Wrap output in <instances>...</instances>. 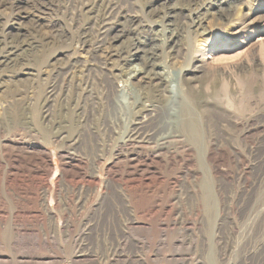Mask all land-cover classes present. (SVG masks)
<instances>
[{
  "label": "rangeland",
  "instance_id": "374dc122",
  "mask_svg": "<svg viewBox=\"0 0 264 264\" xmlns=\"http://www.w3.org/2000/svg\"><path fill=\"white\" fill-rule=\"evenodd\" d=\"M39 1L0 0V39L29 31L35 40L34 48L16 53L14 63L0 66V115L20 122L26 140L34 135L30 142L45 152L50 166L47 192L27 183L10 186L0 153V264H264V0H201L206 4L199 13L201 28L190 27L182 17L172 49L164 54L156 49V62L169 73L161 84L160 105L180 142L170 147L175 161L152 166L156 179L150 175L145 182L154 187L136 205L122 199L121 168L110 157L114 146L101 150L98 143L106 133L122 132L130 104H149L148 98L138 99L147 80L132 79L134 91L125 96L115 78L116 91L105 100L95 82L94 54L71 39L77 17L87 16V9L78 11L81 0H53L38 10ZM131 1L138 32L154 38L160 29L152 23L154 14L182 8L189 0ZM52 27L64 33L60 40H46ZM125 38L113 45L122 48ZM66 62L83 66L90 86L78 91L76 108L69 84L45 105L52 72ZM136 64L131 61L127 69ZM122 70L108 62L102 72ZM47 108L50 119L62 121L57 125L68 138H55L58 126L43 118ZM15 124L1 123V135L9 136ZM66 152L84 164L79 172L95 177L93 184L68 183ZM14 164V170H27Z\"/></svg>",
  "mask_w": 264,
  "mask_h": 264
},
{
  "label": "bare ground",
  "instance_id": "6f19581e",
  "mask_svg": "<svg viewBox=\"0 0 264 264\" xmlns=\"http://www.w3.org/2000/svg\"><path fill=\"white\" fill-rule=\"evenodd\" d=\"M52 1L53 0H40L38 2L39 8L37 7V9L41 10V8L43 9L47 8L48 6L52 5L51 4ZM185 4L186 5L185 6L183 5L182 8L179 6L174 8L175 6L174 5L173 8H169L166 12L162 14L160 12H156L154 14L156 16L155 17L156 20H154L152 23L155 25H159L160 29L156 31L154 38H150L145 34H144L145 37H142L140 35V32H138L137 21L135 20L134 16L131 15L132 12L133 13H136V12L132 10L133 8L127 2V0H81L79 3L78 11L81 12L83 8L87 9L86 11L87 16L79 20L77 17V21L74 23L75 33L73 35L71 34L72 36L71 39L73 38L74 41L79 45V47L88 46L87 47L88 51L90 50V53L92 52L94 54V62L98 66V67L96 66L98 68V71L96 72L97 76H95L96 78L95 82L101 86L102 94L104 95L103 98H105V100L108 101L109 96L112 95L114 91H116V88L114 87V84H113V80H115V78H117V81L121 84V86H119L117 91L120 90L119 92L125 96L129 95L128 93H130L131 91H134L132 90V84H131L132 79L140 78V79L147 80L146 85L144 87L146 91H143L141 93L139 92L140 94L139 93L138 94L140 95V98L138 97V99L148 98V100L150 101L149 104L145 105L146 101H144V103H141L138 101L139 105H136V106H135L136 103L130 104L129 107H127L128 111L126 113L125 120L123 121L124 127H123V130H121L122 132L118 133V136L117 134L115 135V133H112V132H109V134L106 133L104 134V137L100 139L99 143L98 141H96L99 146L98 148H100L101 150L106 149L110 147L111 145L114 146L111 148L112 152L110 154V157L113 158L114 165L116 167L121 168L118 174V177H119V180L123 183L122 190L124 191V194L122 196V199L128 204L136 205V204L143 202L145 199V195L149 192V189L154 187L153 186L154 184L152 181L145 182V179L149 177L150 175L152 176V179H156L155 173L154 171H152L153 169H151L152 166L161 167L163 162L165 161L172 162L176 160V157L174 155L175 153L170 151L171 150L170 147L172 145L176 147L175 144H179L180 139H179V136L176 135L178 131H175L176 129L175 125H173V123L169 121L170 118H168V114H165V115L163 114L162 108H161L162 106L160 105L161 100H162V98L160 97L162 95L159 94L160 88L162 86L161 84L162 83L164 84L165 82L164 79H166V81L169 79L168 77L169 73L166 70L167 68L165 66L161 67L156 62V58H157L156 49L160 47L159 49H161L163 54L164 52L166 53V50L170 51L172 49V47H170V43L179 34L177 30L178 27L176 26L178 22L179 23L181 22L180 20L182 17L188 20L187 25H190V27H193V28L196 27V29H198L199 27L201 28L202 18L200 17V15L202 14L199 15V13L206 7V4L204 3V1H201V0H189ZM182 10L187 11L188 15H184L185 13L183 14ZM50 30H49L50 32L47 34L48 36L46 37V40L57 41V40H60L64 36V33L62 32V30L56 29V27H52ZM204 32L205 30L202 29V31L199 33H204ZM121 37H126L125 39L127 41H126V44H124L122 48H118V46L116 47L113 44L116 43V41L120 39ZM66 40H67V36H66ZM154 41L157 44L156 46L153 44ZM34 44H35L34 36L29 31L24 32V33L18 31L16 32V35H12L11 37H9V40L0 39V66L1 65H5V66L11 65L12 63L16 61L14 58L18 51L25 50V49L32 48V47L34 48L33 46ZM174 44L176 43L174 42ZM131 61H138L139 64H136L137 67L134 66V67L127 69V66L130 65ZM108 62H115L118 66L122 67L123 69L122 73H119L118 75L104 74L102 72V69H104V66ZM82 68L83 66L79 65L78 63L69 62L61 69L52 72L54 74L48 86V90L46 91L45 101L47 103L45 105L53 102L55 96L57 95V91H59L58 88L60 89L63 85L67 86L69 84V86L71 87L73 86L75 90L74 95H76V97L75 99L72 98V101L74 103L73 104L74 108H76V106L78 105V102L80 101V96H82V93L80 94L78 91L86 92L90 86V80H88V78L86 79L83 76V74H81ZM77 74L78 76L81 74V78L78 77L79 78L78 80H76ZM1 88L2 86H0V89ZM149 96L152 97L151 100L149 99ZM101 100H102V97H101ZM109 106H110V103H109ZM85 107L87 106L85 105ZM125 107H126V104H125ZM66 110H69V109L66 108ZM121 111L123 112V110ZM44 114L45 116L43 118L45 120L48 119L49 122L53 124L55 123L54 125H56V127L58 126L57 127L58 129H56L55 132L53 133L54 135H56L55 138L56 139L60 138L59 140L68 138V137L63 136L65 132L61 130L62 128L60 127V125H57V123H62V121L60 122L58 120L56 121L55 119H50L51 116H50V113H48V108L44 111ZM122 116H125V115H122ZM4 122L5 123H16L14 126H12L13 128L10 131L9 136L1 135L3 133L1 130L2 129L1 123H4ZM17 123H20V122H18L16 119L5 120L2 117L0 118V153H2L4 161L6 162L4 180L10 186L16 185L17 187H20V186H23L25 183H27V184H30V186H32V188L35 189L36 191H39L40 189H44L45 192H47L49 190V184L47 182V175L49 173V167H50L48 166L47 161H46L48 156L46 157L45 152L42 151V149H40L38 145L32 144L33 142L32 137H34V135L31 134V136H28L31 138V140L28 138L26 140L24 138V136L26 137L27 132L25 129H23L22 126H18ZM23 123H28V121L27 122L25 121ZM103 123H108V122L104 120ZM115 123H118V122H115ZM105 127L108 128V124H105ZM97 128H99V126ZM65 147L67 146L65 145ZM176 150H179V149H176ZM3 152H6L7 154L4 153L5 155H3ZM99 155H101V153ZM62 157H63L64 165L70 167V170L65 172L64 174L65 176L66 174H69V179H67V181L72 187H74L77 184H80L82 188L85 186H89L93 184V182H95L94 176L86 177L85 173L79 172L80 168L81 167L83 168L84 166V164L80 160H75L73 156L69 154L68 152H66V154H63ZM16 161L20 162L21 164H24V166L26 165L27 170L24 171L22 166H19L18 170H16V168L14 170L13 166L15 165L14 163ZM1 168H2V165L0 161V169ZM45 196L47 197L48 195H45ZM43 264H52V262L48 261ZM103 264H111V263L106 262Z\"/></svg>",
  "mask_w": 264,
  "mask_h": 264
}]
</instances>
